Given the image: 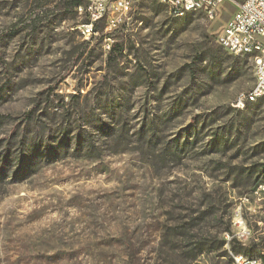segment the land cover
<instances>
[{
  "label": "rangeland",
  "instance_id": "1",
  "mask_svg": "<svg viewBox=\"0 0 264 264\" xmlns=\"http://www.w3.org/2000/svg\"><path fill=\"white\" fill-rule=\"evenodd\" d=\"M62 2L0 0V264H233L191 255L238 215L228 255L264 264V97L236 106L253 62L216 41L235 6L137 0L110 53Z\"/></svg>",
  "mask_w": 264,
  "mask_h": 264
},
{
  "label": "built area",
  "instance_id": "2",
  "mask_svg": "<svg viewBox=\"0 0 264 264\" xmlns=\"http://www.w3.org/2000/svg\"><path fill=\"white\" fill-rule=\"evenodd\" d=\"M137 0H84L75 6L74 10L79 16H83L85 27V40L95 41L101 39L103 51L110 52L112 48V32L123 23ZM168 2L170 15L178 13L185 7H204L205 17L214 19L220 4L230 2L235 10L228 21L216 35L217 43L226 51L235 55L244 56V50H253V58L258 73L255 90L237 99L236 106L242 99H251L255 94H264V0H162ZM236 231L223 234V248L226 256L225 240L237 239L243 242L250 236L240 215L233 222ZM261 264L260 262H253ZM237 264H241L237 260Z\"/></svg>",
  "mask_w": 264,
  "mask_h": 264
},
{
  "label": "bare ground",
  "instance_id": "3",
  "mask_svg": "<svg viewBox=\"0 0 264 264\" xmlns=\"http://www.w3.org/2000/svg\"><path fill=\"white\" fill-rule=\"evenodd\" d=\"M156 1L159 2L160 4H163L168 9V2H165L162 0H156ZM190 12H199V13H202L205 15L204 7H185L184 9H181V11H178V13H174L172 16L182 17L185 14L190 13ZM76 28L79 31V33L83 37H85V27H84L83 21L80 22ZM228 52L232 53L231 51H228ZM244 56H247L249 58H253V50H244ZM253 75H254V84H253V87L251 88V90L248 91L247 93L254 91L255 86L257 85L258 73H257V67L255 65V62H253ZM247 93H241L237 99L242 98V96H246ZM261 97H264V94H255L253 96V98H251V99H242L239 102L238 107L243 108L247 102H253V101H255ZM229 241H231V240H225V243L228 244ZM232 255L235 256V258L232 259L233 264H237V260L240 261L241 264H257V263H253V262H260V260H261V257H246V256H243L241 254H232Z\"/></svg>",
  "mask_w": 264,
  "mask_h": 264
},
{
  "label": "trees",
  "instance_id": "4",
  "mask_svg": "<svg viewBox=\"0 0 264 264\" xmlns=\"http://www.w3.org/2000/svg\"><path fill=\"white\" fill-rule=\"evenodd\" d=\"M84 0H63L62 6L64 8H75L76 5L83 3ZM115 50H119L118 46L116 44H112V48L110 53H113ZM86 141V140H84ZM224 242H220L217 246L214 244H211L209 241H206L204 243H194L191 259L195 260L197 256L204 252L214 251L218 249L220 246H223ZM237 247V248H236ZM239 247V249H238ZM230 248L235 253H241L240 251L243 250V246L241 245L240 241L233 238L230 242ZM251 249V250H249ZM249 250V251H248ZM244 251H247L248 253L252 252V248H245ZM226 254V251H224ZM248 257H257V256H248Z\"/></svg>",
  "mask_w": 264,
  "mask_h": 264
}]
</instances>
